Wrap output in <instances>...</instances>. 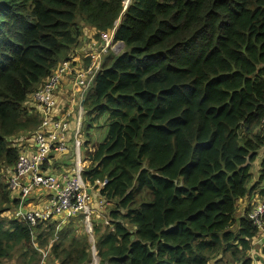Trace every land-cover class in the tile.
Masks as SVG:
<instances>
[{
    "label": "trees",
    "instance_id": "16d2710c",
    "mask_svg": "<svg viewBox=\"0 0 264 264\" xmlns=\"http://www.w3.org/2000/svg\"><path fill=\"white\" fill-rule=\"evenodd\" d=\"M125 3L0 0V264L17 251L40 264L34 244L56 264H93V246L99 264H252L253 206L237 210L264 197V0ZM82 24L100 41L117 28L125 45L85 98L93 121L109 114L83 173L109 206L91 219L94 244L74 227L2 218L18 205L7 184L17 139L41 124L33 95L70 60Z\"/></svg>",
    "mask_w": 264,
    "mask_h": 264
},
{
    "label": "built area",
    "instance_id": "2783aa9c",
    "mask_svg": "<svg viewBox=\"0 0 264 264\" xmlns=\"http://www.w3.org/2000/svg\"><path fill=\"white\" fill-rule=\"evenodd\" d=\"M115 32L116 29L106 34L104 43L89 53L90 64L87 67L75 70L73 60L63 61L33 95V101L37 105L35 111L40 113L41 124L37 130L27 133L22 141L17 142L16 146L20 150L19 160L15 167L7 171L10 176L8 187L21 205L39 196H46L45 205L40 209L19 212L32 226L48 220L52 223L56 218H65L69 214L73 217L87 212L84 198H89V194L83 179L86 159L82 161V142L79 139L85 116L82 100L85 102L86 95L101 71L104 58L111 50L121 47V44L114 47ZM66 77L74 79V94L80 96L81 101L76 102V109L72 111L75 114L67 112L62 117H58L60 106L58 93L61 92ZM71 124H74L72 135L69 134ZM69 153L75 156L74 168L65 175L60 174L61 171L53 167L54 159ZM251 215L252 210L249 218L260 226L264 216L262 201L257 200L254 220ZM34 245L42 256L40 264H45L49 256L48 252Z\"/></svg>",
    "mask_w": 264,
    "mask_h": 264
},
{
    "label": "rangeland",
    "instance_id": "374dc122",
    "mask_svg": "<svg viewBox=\"0 0 264 264\" xmlns=\"http://www.w3.org/2000/svg\"><path fill=\"white\" fill-rule=\"evenodd\" d=\"M108 37V35H107ZM95 40L99 43L97 46H94V50H96L98 48V46L101 45V43L103 41H100L97 36H95ZM115 46V45H114ZM86 64L82 65V68H85ZM72 78H74V76L72 75ZM92 89H94V85L92 86ZM90 113H94L92 115H90ZM98 113L97 108L95 107H91L90 104L88 103L86 105V115L84 116V119L82 121V130L79 134V139L82 142V161H84L85 159L89 158V154L94 150V146L98 143H101L105 140L107 133H108V128L106 126V121L109 117V114H107L104 117H101L98 121H93L94 115ZM25 135V133L21 134V138ZM74 159L75 156L71 153L67 154V155H60L57 158L54 159V164L53 167H56V170L61 171L62 174H66L69 171H66V169H68L69 167L71 168V170L74 168ZM262 158H260L261 160ZM70 170V171H71ZM8 171V170H7ZM254 171V176L258 178L259 174H260V169L258 168L257 165V161L254 165L253 168ZM8 178H10V176H8ZM261 183H257L256 184V180L254 179V183L256 184L258 188V191H260L261 189H264V180H260ZM261 197V196H260ZM262 202H264V197H262L261 199ZM90 207H91V217L90 219H96L98 220L100 215L104 214L106 211H108V205H106V203L101 202L100 199V195L98 192L96 191H92V201L90 202ZM240 207V206H239ZM242 210H237V215L241 216ZM81 215V216H79ZM12 214L11 212H9L6 215L2 216V218L5 219H12ZM57 220H53V222L56 223L57 229L59 231H61L62 229L59 227V225H61V227L64 226V229L69 227L72 228L74 227L75 230H77L78 235L83 233V232H87V222H89L91 224V220H86L85 216L83 214H77L71 218H56ZM88 234V232H87ZM95 240V239H94ZM23 252L17 251L12 258L6 259L4 260L1 264H22L21 263V256H22ZM97 253V252H96ZM95 258V257H94ZM93 258L94 263L93 264H99V258L97 257L95 260ZM256 263H259V258L256 256ZM98 261V263H97ZM45 264H56L54 263L50 257H48V259L45 261Z\"/></svg>",
    "mask_w": 264,
    "mask_h": 264
},
{
    "label": "crops",
    "instance_id": "0c3cea01",
    "mask_svg": "<svg viewBox=\"0 0 264 264\" xmlns=\"http://www.w3.org/2000/svg\"><path fill=\"white\" fill-rule=\"evenodd\" d=\"M83 27V37L80 41V43L73 49L72 53H71V58L74 61V67L75 70H79L82 69V65L86 64V67L88 66L87 64L90 62L88 55L89 53H91L94 50V46H97L99 43L95 40V36L97 35V31L95 30V28H93L92 26H85L84 24H82ZM70 57V55H69ZM74 79H72L71 77H66L64 79V83L62 86V90L60 93H58V99H59V111H58V117H62L65 113L67 112H72L76 109V102L81 101V97L80 96H75L74 92H75V87H74ZM70 92L73 94H70ZM70 94V95H69ZM82 105H83V100H82ZM73 114H75V112H72ZM74 133V124L70 125V131L69 134H73ZM25 135L21 138V136L17 139V142H20L24 139ZM72 140V138H71ZM99 144V143H98ZM96 144V145H98ZM95 145V146H96ZM94 146V149H95ZM262 158V157H260ZM260 158L257 159V165L258 168L260 169V164H261V160ZM91 165V161L90 158H88V160L85 163V168H89V166ZM71 168L69 167L68 169H66V171H70ZM59 173V172H58ZM60 174H62L60 172ZM65 175V174H63ZM62 175V176H63ZM90 193L92 194V192L90 191ZM260 192H257V194H254L248 198H245L241 201H239L238 203V208L239 210H242V213L250 208V206H253L257 203V200L261 199L262 197H260ZM46 196H42V197H38L35 198L33 200L30 201V203L28 204V207L33 209V208H39L40 205H42L43 200L45 199ZM240 206V207H239ZM61 219V218H60ZM57 220V219H55ZM55 223V222H53ZM56 224V223H55ZM261 235H259L258 239L254 240V249L253 252L251 253V257L254 259V262L256 263V256L259 258V252L261 251L260 247L262 248V243L264 242V235L263 233H259ZM259 263L257 264H262V262L258 261Z\"/></svg>",
    "mask_w": 264,
    "mask_h": 264
},
{
    "label": "bare ground",
    "instance_id": "6f19581e",
    "mask_svg": "<svg viewBox=\"0 0 264 264\" xmlns=\"http://www.w3.org/2000/svg\"><path fill=\"white\" fill-rule=\"evenodd\" d=\"M86 189H87V192H88V194H89V198H84V200H85V202H86V204H87V212L86 213H81V214H83L84 216H85V219L86 220H90V217H91V214H92V211H91V207H90V202L92 201V194L90 193V190L88 189V187H87V185H86ZM11 193H12V191H11ZM13 194V193H12ZM13 196H14V198L18 201V205H17V208L16 209H14L13 211H11V214H12V219L15 217V219L17 220V221H19V222H25V223H27L28 224V226H30V228H32L33 229V231H35L36 230V228L39 226V225H41V224H48V221H43V222H41L40 224H38L37 226H32L26 219H24L23 218V216H21L20 214H19V212H20V210H21V212H30V211H34V210H37V209H40L41 207H43L44 205H45V199L43 200V203H42V205H40V207L39 208H33V209H31V208H29L28 207V204L30 203V202H28V203H26V204H23V205H21V203H20V201L17 199V197H16V195H14L13 194ZM101 202H103V201H101ZM257 207V203L255 204V205H253V208H252V215H251V218H252V220H254L253 219V215H254V209ZM14 212H16V213H14ZM72 216L69 214V215H66V218L68 219V218H71ZM261 225L259 226V225H257L256 223H255V221H253V223H254V225L256 226V227H260L261 229L259 230V233H263V235H264V216H263V218L261 219ZM59 227L63 230L64 229V226L63 227H61V225H59ZM87 232H88V224H87ZM88 235H89V237H90V241H91V236H90V234L88 233ZM261 235V234H260ZM93 238H94V231H93ZM95 241V240H94Z\"/></svg>",
    "mask_w": 264,
    "mask_h": 264
},
{
    "label": "clouds",
    "instance_id": "9594fccd",
    "mask_svg": "<svg viewBox=\"0 0 264 264\" xmlns=\"http://www.w3.org/2000/svg\"><path fill=\"white\" fill-rule=\"evenodd\" d=\"M130 3H131V0H126V3H125V9H127L128 8V6L130 5ZM116 30H117V28H115ZM114 30V29H113ZM113 30H111L110 32H112ZM115 34H116V32H115ZM102 43H104V42H102ZM118 44H121V47L120 48H118V49H116V50H111L110 52H109V54L108 55H110L111 53H114V54H116V55H118L120 52H122L123 51V49H124V47H125V45H124V43H122L121 41H115V35H114V45L116 46V45H118ZM114 46V47H115ZM99 47V46H98ZM107 55V56H108ZM106 56V57H107ZM105 57V58H106ZM105 58H104V60H105ZM70 60H73L72 58H70ZM90 60V59H89ZM104 62V61H103ZM90 64V62L87 64V65H89ZM102 66H103V64H102ZM101 71H102V68H101ZM100 71V72H101ZM99 75V74H98ZM97 75V76H98ZM91 89H92V87H91ZM90 92V91H89ZM84 108H85V104H84ZM85 115H86V111H85ZM88 159H86V161H87ZM86 169V168H85ZM90 190H91V192H92V188L90 187ZM261 201V200H260ZM264 203V202H263ZM250 211L251 210H249V215H250Z\"/></svg>",
    "mask_w": 264,
    "mask_h": 264
},
{
    "label": "water",
    "instance_id": "95a60500",
    "mask_svg": "<svg viewBox=\"0 0 264 264\" xmlns=\"http://www.w3.org/2000/svg\"><path fill=\"white\" fill-rule=\"evenodd\" d=\"M129 1V0H128ZM85 104V102H83V105ZM88 224V233L90 234V236H91V243L92 244H94L95 243V241H94V238H93V227H92V224H90V223H87ZM97 251H96V247L95 246H93V249H92V255H93V258L95 257V258H97L98 256H97V253H96ZM95 258H94V260H95ZM99 258V257H98ZM96 261V260H95ZM99 261H100V259H99ZM93 263H94V261H93ZM97 263H98V261H97Z\"/></svg>",
    "mask_w": 264,
    "mask_h": 264
}]
</instances>
